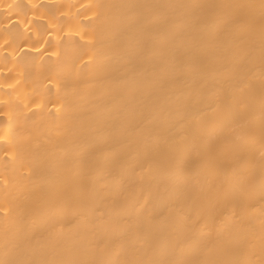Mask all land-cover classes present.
I'll list each match as a JSON object with an SVG mask.
<instances>
[{
  "label": "bare ground",
  "instance_id": "1",
  "mask_svg": "<svg viewBox=\"0 0 264 264\" xmlns=\"http://www.w3.org/2000/svg\"><path fill=\"white\" fill-rule=\"evenodd\" d=\"M0 264H264V0H0Z\"/></svg>",
  "mask_w": 264,
  "mask_h": 264
}]
</instances>
